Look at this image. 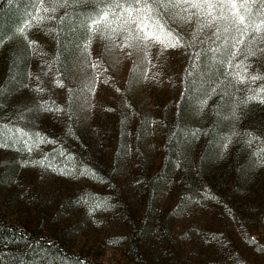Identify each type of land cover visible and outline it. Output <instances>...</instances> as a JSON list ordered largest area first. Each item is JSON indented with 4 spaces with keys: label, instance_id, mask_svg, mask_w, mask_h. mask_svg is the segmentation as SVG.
Here are the masks:
<instances>
[{
    "label": "rangeland",
    "instance_id": "374dc122",
    "mask_svg": "<svg viewBox=\"0 0 264 264\" xmlns=\"http://www.w3.org/2000/svg\"><path fill=\"white\" fill-rule=\"evenodd\" d=\"M29 22L25 21L18 28L13 38L17 45L6 46L10 40L0 45L1 89L5 88L10 71L5 60L19 53L26 55L23 82L0 94V123L31 128L64 145L69 138H65V142L56 136L66 130L65 124L54 117L55 113L44 111L39 105L54 102L66 111L71 96L77 93L76 119L93 136L96 149L100 151L94 159L100 162L104 154L107 164L114 161L118 164V170L111 177L118 186H114L115 192L96 182L91 174L79 175V170L65 176L23 165V161L52 153L58 148L56 145H41L31 156L12 148H0V216L36 231L40 237L58 239L71 254L79 253L98 264H264V251L258 250L264 249V220L254 221L247 203L252 197L238 195L240 213H231L207 199H190L188 188L177 190L164 186L154 190L150 206H145V198L150 193L138 177L142 172L132 154L136 150L125 144L124 139L133 134L139 136L145 172L160 161L158 127L163 108L175 97L178 88L175 59H180L179 48L161 55L156 45L149 50L147 58L134 51L129 56L131 49L106 48L110 42L96 35L92 37L89 56L84 49L91 36L86 27L87 33L69 64H64L56 55L57 48L45 22L36 25L32 21V26L20 34L19 29ZM171 27L182 35H192L195 25L172 24ZM206 32L211 36L210 30ZM197 40L204 41L205 35L200 34ZM30 41L35 42L31 48ZM241 47H249L247 40ZM259 47L264 48V44ZM57 57V63H52ZM250 58V63L246 61L251 65L246 78L264 76V69L258 65L264 64V53L258 52ZM93 62H98L95 69ZM58 69L64 74H57ZM57 80L62 87L57 86ZM232 83L241 90L252 85L253 80L241 84L233 75ZM37 88L43 91L37 92ZM253 103V107L264 109V103ZM21 115L24 118L18 119ZM261 122L251 121L249 128L256 129L257 124H264ZM108 129H112L109 135L106 134ZM241 134L237 138L241 148L239 159L245 162L247 171V176L242 178L250 183L249 195L254 196L256 192L254 200L263 204L264 166L257 163L258 157L253 155L261 147L254 142L256 140L248 143V138ZM118 135H123L125 152L116 146ZM257 136L264 138V128ZM63 160L57 157L58 163ZM86 193L107 198L109 207L96 209L89 215V205L78 203ZM122 204L128 206L132 219L124 215ZM142 222L143 232L132 236V227ZM133 237L137 240L138 262L127 242ZM251 240L256 243H250Z\"/></svg>",
    "mask_w": 264,
    "mask_h": 264
},
{
    "label": "trees",
    "instance_id": "16d2710c",
    "mask_svg": "<svg viewBox=\"0 0 264 264\" xmlns=\"http://www.w3.org/2000/svg\"><path fill=\"white\" fill-rule=\"evenodd\" d=\"M101 2L102 0H78L72 6L59 8L56 13L49 14L54 15L56 19L47 20L45 23L48 31L54 29L49 33L57 48L56 55L60 57V61H63L64 64H69L71 56L76 52L81 38L85 35V17L99 11ZM34 7V0H0V45L5 40H10L6 45L8 47L13 44L17 45L13 38H15L18 28L29 20ZM65 12L69 15L61 23L60 17L64 16ZM179 33L181 34V32ZM183 36L186 40L192 39L190 34ZM210 44L211 41L201 43L196 38L191 47L179 48L181 52L180 59H175L178 88L175 97L162 111L158 127L161 139V145H159L161 156L160 161L153 165L151 171L145 172L146 167H144L145 164L140 152L139 136L133 134L124 139L123 135H118L116 136V146H118L119 151L125 152L126 146L123 145L125 141V144H129L130 147L136 150L132 154L137 160V167L142 172L138 177L142 180L143 188L146 189L147 193H150L144 201L146 207L151 204L150 200L151 197L153 198L154 190L164 186H171V188L177 190L188 188L192 195L189 197L190 199H207L231 213L237 212L239 209L240 202L237 196L243 195L244 198L246 195L252 197L251 202L247 203L253 211L254 221L263 222L264 203L260 204L259 201L254 200L257 199L256 192L253 194L254 196L249 195L248 185L250 183L242 178V176H247L245 173L247 171L245 162L239 159L241 148L237 143V138L242 135L241 132L243 134L251 132L255 134L254 140L256 141H253L257 142V146L264 145V138L257 136L260 134V130L264 128V124H257L258 128L256 129L249 128L251 121H262L261 123H264V109L253 107L254 103L252 102L246 107L241 106L235 117L231 114L233 106L239 103V99L256 94L259 89L264 88V82L262 79L255 80L248 88L243 87L241 90L233 83L231 84L233 75L229 76L226 73L239 71L241 75H244L243 70L236 69L234 66L229 68L227 65L217 64L213 59V53L206 50ZM211 46L215 47V45ZM239 47L242 48L241 45ZM243 49L241 50L243 51ZM58 52L59 54H57ZM194 52H199V55L195 58H193ZM13 56L11 59L6 58L8 60H5L10 71L4 85L5 88H0V94L11 87L21 85L25 77L26 55L19 53ZM243 59V55L238 56L234 64ZM251 59L248 57L247 61L250 63ZM0 63V65H3V61ZM258 65L261 69H264V64ZM58 71L57 74H64L61 69H58ZM246 79L248 81L250 78ZM216 83L220 84V88L212 93L209 86L214 87ZM206 88L207 91H205ZM68 93L70 94V90ZM261 95H264V92ZM76 96L77 93L74 92L66 111H52L55 113L54 117L65 124L64 129H66L56 137L63 141H65V138H69L68 143L63 145L66 154L75 157L76 165H89L90 169L97 174L94 176L95 181L105 184L113 190L117 184L111 177L118 170V164L115 161L112 164H107L104 154L103 157L101 156L100 162L94 159L100 151L96 149L97 145L94 143L93 136L89 135L76 119L74 106L75 108L78 107L77 99H79ZM203 99H206L207 103L201 107ZM255 104L259 103L255 102ZM62 109L65 110V107ZM112 129H108L109 131H106V134L109 135ZM115 132L117 135L118 130L115 129ZM233 132L238 133V135L232 136V142L227 149H224L223 144L229 134ZM61 144L59 143L56 147ZM57 157L59 156L57 155ZM113 191L116 192V189ZM117 192L119 193V189ZM262 198L264 199V195H262ZM122 208L124 215L132 219L128 206L122 204ZM132 228V236L140 235L144 229L143 222ZM17 233L20 236H17ZM37 234L36 231L34 232L21 224L0 216V237L8 241L7 244L0 241V253L6 254L9 260L12 256L20 257L24 260V264H27L29 256H33L41 247L47 249L48 243L51 242L52 245H55V248L51 251L60 250L67 255L69 260L75 261L79 258L80 261H83V264H98L89 261L79 253L71 254L65 248L63 242L58 239L49 240ZM134 239V237L129 238L127 242H129L128 246L134 251L136 262H138L139 250L136 244L137 240ZM13 240L16 243H12ZM36 242L40 243L37 244Z\"/></svg>",
    "mask_w": 264,
    "mask_h": 264
},
{
    "label": "snow or ice",
    "instance_id": "6c2138e0",
    "mask_svg": "<svg viewBox=\"0 0 264 264\" xmlns=\"http://www.w3.org/2000/svg\"><path fill=\"white\" fill-rule=\"evenodd\" d=\"M77 2L78 0H34L35 7L29 17L30 22L19 29L20 34L23 35L25 30L32 26V21L36 25H41L47 20H55L56 17L49 15L50 13H56L59 8L69 7ZM68 15L65 12L64 16L60 17V22L62 23ZM172 24L178 26L194 24L192 39L186 40L177 28L171 27ZM85 25L91 34L84 44V49L89 52V56L92 37L96 35L110 42L105 45L106 48L115 46L120 47L121 50L131 49L129 56L134 51L147 58L153 46L158 45L159 54L162 55L169 49L189 48L200 34H204L205 40L201 43L211 41L206 50L213 53V59L217 64L227 65L229 68L234 66L236 69L243 70L244 75H241L239 71L226 73L229 76L234 75L241 84L245 83L248 69L251 67L246 63L248 57L256 56L258 52L264 53V48L259 47L264 44V0H102L99 11L85 17ZM206 30L211 31V36L207 35ZM49 31H54V29H49ZM246 40L249 47L242 51L239 45H243ZM33 44L35 42L30 41L29 47L31 48ZM198 55L199 52H194L193 58ZM241 55L244 56V60L234 64L237 57ZM58 59L57 57L52 63H57ZM97 66L98 62L92 63V68L95 69ZM250 79L255 81L264 79V76L252 75ZM57 86L62 87L63 84L57 80ZM209 87L211 92L215 93L220 88V84L216 83L214 87ZM207 90L206 88L205 91ZM36 91L41 92L43 89L37 88ZM262 92L264 88L259 89L256 94L239 99V103L233 106L231 115L235 117L241 106L246 107L249 103H264ZM206 103L207 100L203 99L201 107ZM39 107L44 111H63L54 102H42ZM23 118V115L18 117V119ZM234 135L238 133L229 134L223 144L224 149L228 148L232 142L231 137ZM244 135L248 138V143L255 139L254 133L247 132ZM58 143L57 140L50 139L45 134L31 128L0 123V148H12L16 151L27 152L31 156L41 145H57ZM57 155L64 158L63 162H57ZM253 155L258 157L257 163L264 166V145ZM23 165L39 167L42 170L53 171L65 176L74 175L77 170L82 176L97 175L87 166L76 165L75 157L66 154L63 145H59L53 153H45L43 158L23 161ZM78 203L89 205V215H92L96 209L109 207L107 198L94 197L87 193L80 197ZM16 235L20 236L19 233ZM0 241L8 243L3 237H0ZM12 243L16 241L13 240ZM109 243L112 244L115 241H109ZM250 243L256 242L251 240ZM54 248L55 245L49 242L47 249L41 247L33 256H29L27 264H83L79 258L75 261L69 260L67 255L60 250L51 251ZM258 250L264 251V249ZM0 264H24V260L16 256H12L9 260L6 254L0 253Z\"/></svg>",
    "mask_w": 264,
    "mask_h": 264
}]
</instances>
